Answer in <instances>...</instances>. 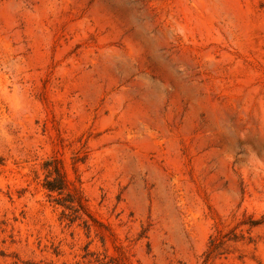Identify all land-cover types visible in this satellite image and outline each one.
I'll use <instances>...</instances> for the list:
<instances>
[{
    "label": "rangeland",
    "instance_id": "374dc122",
    "mask_svg": "<svg viewBox=\"0 0 264 264\" xmlns=\"http://www.w3.org/2000/svg\"><path fill=\"white\" fill-rule=\"evenodd\" d=\"M0 264H264V0H0Z\"/></svg>",
    "mask_w": 264,
    "mask_h": 264
},
{
    "label": "trees",
    "instance_id": "16d2710c",
    "mask_svg": "<svg viewBox=\"0 0 264 264\" xmlns=\"http://www.w3.org/2000/svg\"><path fill=\"white\" fill-rule=\"evenodd\" d=\"M47 188H48L50 191L55 190V189H59V188H57L56 186H53L52 183H49L48 186H47Z\"/></svg>",
    "mask_w": 264,
    "mask_h": 264
}]
</instances>
